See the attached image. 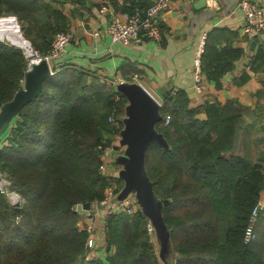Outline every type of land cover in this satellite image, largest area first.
Returning <instances> with one entry per match:
<instances>
[{
    "label": "trees",
    "instance_id": "trees-1",
    "mask_svg": "<svg viewBox=\"0 0 264 264\" xmlns=\"http://www.w3.org/2000/svg\"><path fill=\"white\" fill-rule=\"evenodd\" d=\"M66 1L81 0H0V14L5 8L27 18L26 39L46 53L55 34L68 31ZM52 65L41 93L20 109L5 131L7 143H0V172L22 198L13 205L0 190V264H160L139 207L114 211L105 223L97 216L107 256H88L89 234L72 207L102 199L110 180L121 186L119 176L106 178L99 164L121 130L117 118L127 100L94 71ZM25 68L21 50L0 41V106L21 88ZM195 110L182 93L165 96L160 113L170 121L162 118L156 129L168 147L152 144L146 154L154 193L169 201L162 215L173 263L264 264L262 244L243 242L264 188V148L254 161L240 154L244 124L231 100L206 105L205 118Z\"/></svg>",
    "mask_w": 264,
    "mask_h": 264
},
{
    "label": "crops",
    "instance_id": "crops-1",
    "mask_svg": "<svg viewBox=\"0 0 264 264\" xmlns=\"http://www.w3.org/2000/svg\"><path fill=\"white\" fill-rule=\"evenodd\" d=\"M238 1L217 0L210 6L206 0H171L157 16L160 39L144 37L136 44L112 41L105 27L114 18L126 20L135 10L143 13L154 0L66 1L62 9L69 19L67 33L71 37L64 54L52 64L72 63L94 71L112 94L121 81L139 83L163 100L175 89L186 96L188 106L196 109L199 118L206 117V105H222L231 100L244 124L241 146L251 148L250 158L254 161L264 148V31L255 36L242 31ZM200 47L204 90L197 91L193 64ZM131 73L137 74V80L131 78ZM126 104L121 106L117 118L122 121L120 129ZM119 138L118 131L114 142L105 147L107 172L115 177L121 167L114 168L112 157L124 154ZM259 196L264 201V188ZM104 212V208L99 209L101 220ZM255 234L254 240L262 244L264 253V209L255 224ZM104 245L102 232L95 253L102 254Z\"/></svg>",
    "mask_w": 264,
    "mask_h": 264
},
{
    "label": "built area",
    "instance_id": "built-area-1",
    "mask_svg": "<svg viewBox=\"0 0 264 264\" xmlns=\"http://www.w3.org/2000/svg\"><path fill=\"white\" fill-rule=\"evenodd\" d=\"M170 1L171 0H154V2L149 7H147L143 13H140L139 11L135 10L126 18V20L114 18L111 22L106 25L105 32L109 35L112 41L120 42L122 44H136L141 42L144 37L148 39L159 40L161 36V29L158 24L157 16L168 6ZM206 2L210 6H212L217 3V0H206ZM237 9L239 10L243 18L242 31L247 36H255L264 31V0H239L237 3ZM70 37V34L67 32L56 33L53 39L50 41V45L46 53H41L36 50L31 45V43L27 41L23 36L22 38L26 43L25 45H18L17 43H14L8 40L5 35H0V41L8 44L9 46L21 50L22 55L26 59V73L27 71L32 69L35 64H38L44 59L49 64H51L54 60L61 58V56L65 52L66 44L70 40ZM5 38L7 39V41H4ZM203 39L204 36L202 37L201 44H203ZM201 52L202 47L199 48V53L196 59L194 60L193 64L194 89L197 91L204 90L201 74ZM130 76L132 79L137 80L136 73H131ZM262 77L264 79V72L262 73ZM23 85L24 78L21 80V87ZM176 93L177 91L175 89H172L170 95L175 96ZM152 96L161 107L163 103V98L160 95ZM108 120L112 123H116L112 115L108 116ZM161 120L164 124H167L170 121V116L168 114L164 117L162 116ZM103 150V160L99 164V170L103 175H105L106 178L107 176L112 177V174L107 172V165L109 161L106 157V149L103 148ZM110 183L111 185L105 188L103 198L99 201L89 203L88 208H85L83 203H76L72 207L73 211L80 218L78 224L81 225V228L86 230V232L89 234L87 238V248L89 250V253H95L96 248L98 246L99 236L97 238L95 236V233L101 235L103 232V228H101L100 226H96V217L99 215L100 208L105 209V212L101 215V217L103 218L102 221L103 223H105L106 217L114 211H124L126 213H132L136 211V209L139 207L134 193H130L122 199H118L117 195L119 192V188H116V183L114 182V180H110ZM7 186L8 180L6 178V174L0 172V190L7 193ZM17 199L18 197L16 196L13 199V202L16 203L15 201H17ZM13 202L11 200V203ZM263 209L264 201L259 199L253 205L250 211L249 218L243 234L244 243H250L255 239V224L258 220L259 213ZM146 227L150 235L156 232L154 225L150 221L147 223Z\"/></svg>",
    "mask_w": 264,
    "mask_h": 264
},
{
    "label": "water",
    "instance_id": "water-1",
    "mask_svg": "<svg viewBox=\"0 0 264 264\" xmlns=\"http://www.w3.org/2000/svg\"><path fill=\"white\" fill-rule=\"evenodd\" d=\"M52 73L53 70L45 59L25 73L24 85L10 100L0 106V138L20 109L41 93L44 80ZM116 88L127 100L126 117L119 132V143L124 146V154L119 157L121 169L118 176L122 179L123 185L117 198L122 199L134 193L141 212L155 227L160 245L158 255L167 262L164 253L167 248L168 232L162 215V207L166 200H161L155 195L146 169V154L149 147L152 144L164 149L168 147L163 133L156 129V123L162 117L160 106L139 83L121 81ZM84 207L88 208L89 203L85 202Z\"/></svg>",
    "mask_w": 264,
    "mask_h": 264
},
{
    "label": "rangeland",
    "instance_id": "rangeland-1",
    "mask_svg": "<svg viewBox=\"0 0 264 264\" xmlns=\"http://www.w3.org/2000/svg\"><path fill=\"white\" fill-rule=\"evenodd\" d=\"M4 12L3 13H1L0 14V19L1 18H4V17H8V16H11V17H14L15 19H16V22L18 23V25H19V31L21 32V34H22V36L26 39V37H25V34H24V32H25V28H26V26H27V22H28V19L27 18H25V19H22L19 15H18V13H14L13 11H9V12H6V10H5V8H4V10H3ZM27 41H29L28 39H26ZM4 41H7V39L5 38L4 39ZM50 66H51V68H52V63L50 64ZM106 83V82H105ZM107 84V83H106ZM109 87V86H108ZM117 89V88H116ZM17 119H19L18 118V116L16 115L15 117H13V119L11 120V122H10V125L11 126H14V122L17 120ZM9 125V126H10ZM7 131V130H6ZM8 134H6V132L1 136V138H0V143H3V144H6L7 143V138H8ZM241 146V145H240ZM250 150H251V148L249 147L248 149H246V148H244V147H240V154L241 155H243V154H246L248 157H250V155H251V152H250ZM118 154V153H117ZM117 154H114L113 155V157H112V162H113V166H114V168H117V167H121V165H120V163H119V156L117 155ZM249 154V155H248ZM100 171V170H99ZM4 173V172H3ZM6 174V173H5ZM113 177H115L114 176V174H113ZM6 178H7V176H6ZM8 180V179H7ZM122 179L120 178L119 179V184L121 185V186H119V190H120V188L122 187V185H123V181H121ZM118 182H117V184H118ZM115 183H116V181H115ZM9 184H10V181L8 180V187H9ZM7 187V193H6V195H7V197H8V199H9V201L11 202V200H12V202H13V199L17 196L18 197V199H17V201H15L16 203H12L13 205H20V203L22 202V198L20 197V195L18 194V193H16L14 190H10L9 188ZM10 194H11V198H10ZM166 200V204L165 205H167L168 203H169V201L167 200V199H165ZM261 214V212L259 213V215ZM152 240H153V242H154V245H155V247H156V249H157V252L159 253V247H160V245H159V238H158V236L156 235V233H154V234H152ZM168 246V245H167ZM102 249V254H100L99 256H100V258H102V259H105L106 258V256H107V252L105 251V248H101ZM176 253L175 252H172V250H170V252H169V250L166 248V252L164 253V256H165V259H166V261L167 262H164L162 259H160V257H159V259H160V264H175V263H173V260H172V258H173V256L175 255ZM96 255H98L97 254V252L96 253H93V252H91V253H88V256L90 257V256H96Z\"/></svg>",
    "mask_w": 264,
    "mask_h": 264
},
{
    "label": "bare ground",
    "instance_id": "bare-ground-1",
    "mask_svg": "<svg viewBox=\"0 0 264 264\" xmlns=\"http://www.w3.org/2000/svg\"><path fill=\"white\" fill-rule=\"evenodd\" d=\"M0 35H5L8 40L18 45L26 44L14 17L8 16L0 19Z\"/></svg>",
    "mask_w": 264,
    "mask_h": 264
}]
</instances>
